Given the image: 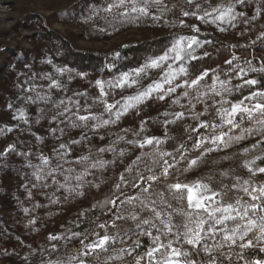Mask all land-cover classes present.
<instances>
[{
    "label": "trees",
    "instance_id": "16d2710c",
    "mask_svg": "<svg viewBox=\"0 0 264 264\" xmlns=\"http://www.w3.org/2000/svg\"><path fill=\"white\" fill-rule=\"evenodd\" d=\"M45 1L48 5H55L52 7L54 11H50L53 16L45 22V25H50L49 21L52 19L56 23L64 24L66 14L63 13L65 9L60 8V4L79 0ZM82 1L81 8L71 15L74 27L79 31L78 36L74 35L69 39L61 36L63 42L53 44L48 43L47 38L45 39L49 35L42 37L37 35L33 57H28L27 61L17 59L0 68V129H13L11 132L0 135V153L4 152L9 145L15 146V151L0 157V261L13 264H41L42 261L51 260L53 264L57 261L61 264H69L70 257L78 254V250L82 249L81 239L87 237L84 239L85 244L98 239L94 233H99L100 236L107 234L121 241L128 240L130 241L128 249L133 241L139 240L140 247L137 251L140 249L144 251L150 243L149 237L136 234L132 238L131 232L126 239H120L121 236L117 233L119 228H110L108 225L115 209L112 205L105 204L106 199L113 198L112 193L116 191L115 185L120 183L121 174L131 179L136 167L143 171V162L136 166L132 162L138 156L145 157V153L151 154L154 147L149 145L144 148L134 147L128 141L143 142L146 137H157L164 141L159 146H155L161 151L172 152L175 155V149L184 143L189 152H194L191 149L196 133H192L191 128L199 123L192 119L194 113H203L200 121L219 123L215 108L221 106L222 100L238 102L251 91H264V73L250 72L251 74L244 76V79H256L258 83L251 88L245 85L237 90L236 86L242 84L243 80L239 79L233 70L226 71L229 65L224 60L222 64L214 60L222 52H226V60L235 55L244 57L242 61H246L258 55L259 61L253 67H264V58L262 60L264 39H256L264 32V0H245L242 5L236 4V11L245 15L233 22L235 27L228 24L219 25L226 28V32H220L216 24H205L191 16L183 17L181 10H195L194 6L190 8L184 0H165L170 11L161 13L153 8L152 15L139 18H135L136 14L122 18L116 14L115 10L112 13L105 12L103 9L109 0H80V4ZM197 2L203 8H209L205 0H197ZM210 2L212 6H215L220 3L227 4L230 0H210ZM231 2L235 3V0ZM257 12H260V15L256 20L244 23L245 19L256 15ZM153 15L158 16L159 19L154 20ZM21 19L25 20L26 17L21 15ZM181 20L187 26H182ZM192 25L198 27L200 31H193ZM44 29H50V27L45 26ZM127 30L142 33V40L112 43L101 56L97 57H101L100 61L77 46L80 37L89 36L96 42H106L122 36V33ZM182 37L187 39L196 37L202 42L203 47L196 49V55L200 56L204 51L210 54L201 60L185 62L193 78L205 69L209 70V77L205 78L200 86L201 92L208 93L203 98L204 102L198 103L192 100V96L196 95L192 90H188L191 93L189 97H183L182 92L186 89L182 88H177L174 94L167 96L164 100L157 98L160 93H154L136 108L129 109L115 124H109L95 131L90 127H70L69 119L66 117L75 119L71 112L64 116L58 115L63 110V105L56 108L53 102L65 100L67 103L71 98L72 101H79L81 106H90V111L102 116L103 119H115L114 115L103 111L101 103H94L100 98V89L96 86V81L105 82L104 91L107 95L103 97V100L110 104L120 101L117 109L122 111L124 98L144 90L153 81L162 82V73L159 69H150L134 87L113 88L109 86V82L115 84L123 74L132 73L134 69L153 59H158ZM151 41L157 42V46L146 47ZM253 41L256 43L253 44ZM168 43H172L171 46H168ZM142 46L146 47L143 51L145 53L142 52ZM241 51L244 54H241ZM72 52L82 54L79 58L81 62L72 64L67 59ZM25 55L26 53L21 54L20 58H24ZM63 56L67 58L63 59ZM167 63L174 69L179 66V62L176 61L169 60ZM57 69L63 72H57ZM212 69H215V73L211 71ZM165 71H167L166 67ZM216 75L220 79H229L227 87L232 89L231 94L223 93L221 96H215L209 91ZM185 78L181 77L175 83H182ZM53 80L61 87H50ZM167 87L169 86L165 85V88ZM217 87H219L218 84ZM33 88L34 91L31 90ZM38 93L50 96L51 102L37 100ZM79 93L86 95L81 96L78 95ZM176 98L180 99V104L172 103ZM189 100H192L194 108L189 107ZM224 107L229 105L225 104ZM20 110L25 112L27 123L14 119L19 115ZM165 112L168 113L167 116L164 115ZM179 112H184L185 115L183 119L176 120L175 114ZM80 114L86 113L82 111ZM173 120L175 123H168ZM200 132L208 135L207 129H201ZM190 134L193 137L191 140ZM36 137H41V140H37ZM120 137L124 139L121 140ZM72 140L81 142L71 144ZM61 143L68 145L69 154L65 157L68 163L60 160L54 152L55 149H59ZM110 146L114 151H99L101 148ZM121 151L125 153L122 157L119 155ZM29 153L30 155L27 156L22 155ZM41 154L50 159L52 167H55L57 163L62 164L63 167L54 173V179L58 183H53V177H48L37 187H33V184L37 183L32 177L34 168L28 167V164L39 165ZM81 156H90L89 163L96 161L109 163L103 169L88 167L90 174L84 178L86 183L80 189L84 194L77 196L60 188L59 184H65V176L69 177L68 186H74L77 183L73 177L82 173L84 166L76 164L75 161ZM128 167H132L133 172H126L125 169ZM69 168L72 169L71 172L68 171ZM158 171L157 169V174ZM45 184L47 186H43ZM29 191L32 193L31 197L28 195ZM125 191L128 195H132L135 189L125 187ZM52 200L58 202L52 203ZM24 208H28L29 212L25 213ZM32 221L35 223H31ZM100 224H105L106 227L99 228ZM73 233H79L80 236L69 239ZM51 235H57L61 239L50 240ZM53 245L56 251L52 250ZM81 258L85 259L86 264H92L89 257ZM257 259L264 261V254L256 247L244 253V261L240 264L245 262L252 264ZM70 264H77V261L72 260ZM224 264L228 262L225 261Z\"/></svg>",
    "mask_w": 264,
    "mask_h": 264
},
{
    "label": "snow or ice",
    "instance_id": "6c2138e0",
    "mask_svg": "<svg viewBox=\"0 0 264 264\" xmlns=\"http://www.w3.org/2000/svg\"><path fill=\"white\" fill-rule=\"evenodd\" d=\"M184 2L190 8L194 6L195 10H181L183 17L191 16L205 24H216L220 32H226L227 29L219 27V25L228 24L235 27L236 25L233 22L238 17L242 18L245 15L242 12L238 13L235 6L236 4H244L245 0H235V3H232L230 0L227 4L220 3L215 6L211 5L210 0H205V3L209 4V8H203L197 0H184ZM153 8H156L161 13L171 10L168 8L165 0H109L103 10L108 13H112L115 10L116 14L122 18H128L132 14H136L135 18H139L152 15L151 9ZM259 15L260 12H257L256 15L245 19L244 23L256 20ZM153 19L156 20L159 17L153 15ZM180 23L182 26H187L183 20ZM191 27L195 32L200 31L195 25ZM256 39H264V32L258 35ZM252 43L255 44L256 41ZM202 47L203 44L198 38L192 37L187 39L182 37L175 41L168 52L161 55L158 59H153L149 63L134 69L132 73L123 74L115 84L109 82V86L113 88L134 87L140 83V80L147 75L150 69H159L162 73V82L153 81L144 90L124 98L122 111L117 109L120 101L110 104L103 100V97L107 95L104 91L105 82L97 80L96 86L100 89V98L98 101H94V103H101L103 111L114 115L115 119H103L102 116L92 113L90 106H81L79 101H72L71 98L68 99L67 103L65 100L53 102V106L60 108L63 105V110L58 113L60 116H64L69 112L72 113L75 119L66 117L69 119L70 127H90L95 131L109 124H115L129 109L136 108L154 93H160L157 98L164 100L167 96L174 94L177 88H182L186 89L182 92L183 97H189L191 93L188 90H192V92L196 93V95L192 96V100H196L198 103L204 102L203 98L208 93L201 92L200 86L205 78L209 77V70L205 69L193 78L188 67L185 65L186 61H197L210 55L207 51H204L200 56L196 55V49ZM233 47H238V45H233ZM238 59V57L233 55L232 59L226 60L225 63L232 66L233 61ZM169 60L179 62L178 68H172L167 63ZM246 63L249 65L247 71L239 67V65L233 68V71L243 80L242 84L236 86L237 90L243 88L245 85L251 88L258 83L256 79H244V76H247L248 72L264 73V67H252L251 61H247ZM165 67L167 71H165ZM211 71L215 73V69ZM57 72H63V70L57 69ZM181 77L186 78L183 79L182 83H175ZM47 78L51 79V77ZM229 82L220 80L219 76L216 75L209 91L215 96H221L223 93L231 94L232 89L227 87ZM217 84L219 87H217ZM165 85L169 87L165 88ZM50 87L60 88L61 85L53 80ZM31 90L34 91L35 89ZM78 95L84 96L86 94L79 93ZM36 99L45 103L51 102L50 96L40 95L39 93ZM192 100H189L190 108L195 107L192 104ZM245 101H248L250 106L249 104H245ZM253 101L255 103H252ZM172 103L180 104V99L176 98ZM220 104L219 108H215V113L220 123L200 121V116L203 113H194L192 115V119L199 121L195 127L191 128V132L196 133L191 151L199 153L194 157L189 155V150L184 143H181L175 149L174 155L172 152L161 151L158 147H155L164 143V141L157 137H146L143 142L128 141L134 147L139 148H144L146 145L154 146L151 154L145 153V157L138 156L132 162L134 166L143 162V171L139 167H136L135 174L132 175L131 179H127L124 174H121L120 183L115 185L116 191L112 193L113 198L106 199L105 201V204L112 205L113 209L119 204H134L133 211L129 213L128 217L117 215L116 219L137 221L135 227L140 229L138 236H147L151 239L152 246L145 250L143 255L137 253V249L140 247L139 240L133 241L130 249H121V253L132 257L133 264H142V262L143 264H224L225 261L231 264L233 254L238 260L244 261V251L246 249L264 245V182L254 185L250 180H243L241 183L240 178L236 177L234 184L226 185L221 182L219 188H214L212 186V177L209 176L207 181L198 179L193 182H183L177 179L174 183H163L164 178L170 175V170H174L176 163L179 161H183L186 164V167L183 168L184 172H193L208 163L207 157L211 153L228 149L257 133L262 138L252 143L251 148L244 147L242 154H247L250 150H255L264 144V91L251 92L250 95L245 96L236 103H231L225 99ZM225 104H228L229 107H224ZM73 108H75V111H73ZM82 111L86 114H80ZM164 115L167 116L168 113L165 112ZM184 115V112H179L175 114V118L176 120L183 119ZM14 119L23 120L25 123L28 122L23 110H20L19 115L14 117ZM90 121L92 122L91 124L89 123ZM242 122H247L248 124L254 122L255 125H259L260 127H242ZM168 123H175V120L168 121ZM225 128L227 130H224ZM201 129H207L208 135H201ZM218 129L220 131H217ZM237 129L241 130L242 134L230 135V133H233ZM12 130V128L0 129V135ZM141 130L143 131V123L141 124ZM36 138L37 140H41V137ZM84 138L86 139V137ZM119 139L123 140L124 137H120ZM189 139H193L191 134L189 135ZM80 142L79 140H72L70 143L79 144ZM13 151H15V146L9 145L5 148L4 152L0 153V157L7 156L9 152ZM99 151H114V149L110 146L109 148H101ZM54 152L60 160L68 163L65 159L69 154L68 145L61 143L59 149H55ZM22 155L27 156L30 153ZM119 155L122 157L125 153L121 151ZM177 156H179V161H177ZM39 159V165L33 166L31 163L28 164V167L34 168L32 177L37 183L33 184V187H37L38 184L44 182L48 177H53V183H58L54 179V173L62 169L63 165L57 163L55 167H52L50 159L43 154L40 155ZM223 159H228V157L225 156ZM89 161L90 156L79 157L75 163L84 166V171L73 177L77 183L74 186H68L69 177L65 176V184H59V187L64 188L70 194L74 193L77 196H82L84 193L80 189L86 183L84 178L90 174L87 170L88 167L103 169L109 163L108 161L89 163ZM257 161L264 163V156L257 155L244 165L251 174V177L264 176V166L257 164ZM213 163H217V161H213ZM157 169L159 170L158 174ZM68 171L71 172L72 169L69 168ZM125 171L131 173L133 172V168L128 167ZM221 175L227 176L228 172H222ZM125 187L135 189L138 195H128ZM237 193H243V196H238ZM28 195L31 197L32 193L29 191ZM245 196L248 197V200L244 199ZM57 202V200H52V203ZM23 211L28 213L29 209L24 208ZM143 213L150 214V218H145L142 215ZM31 223H35V221ZM142 225L147 227H142ZM112 226L115 227V222H113ZM98 227L103 229L106 225L100 224ZM152 230L155 231L153 232ZM252 233L254 235L252 238H249V235ZM94 234L97 235V240H93L87 244L84 243V239H87V237L80 240L82 249L78 250V254L70 257L69 264L72 260L77 261V264H86L85 259L81 257H89L98 252H106L108 245L116 239V237L107 234L103 236H100L99 233ZM79 236V233H73L69 239ZM218 236L220 237L219 240H217ZM49 239L58 240L61 237L51 235ZM209 241L217 242L211 244ZM181 244L187 246V249L177 246ZM237 248L239 251H234ZM225 249L228 251L225 252ZM52 250L56 251L55 245H53ZM259 251L264 252V246H261ZM201 253L205 255L206 259H198ZM119 258L121 257H107V259ZM41 264H53V262L51 260L42 261ZM55 264H61V262L57 261ZM252 264H264V261L257 259Z\"/></svg>",
    "mask_w": 264,
    "mask_h": 264
},
{
    "label": "rangeland",
    "instance_id": "374dc122",
    "mask_svg": "<svg viewBox=\"0 0 264 264\" xmlns=\"http://www.w3.org/2000/svg\"><path fill=\"white\" fill-rule=\"evenodd\" d=\"M83 4V1L80 4V0L73 3H66V4H60V8H64L65 10L63 13L66 14V17L64 19V24L56 23L53 19L50 20V25H45V22L49 18H51L52 13L50 11H54L52 7H55L54 4H47L45 0H0V68L4 67L6 64H10L11 62L16 61L17 59H24L28 60V57L31 58L35 55V49L33 47L35 46V37L37 35L46 36L45 39H48V43L53 44H60L62 41V37L64 38H73L74 35L78 36V30L74 27V22L71 19V15L73 13H77V10L80 9L81 5ZM58 5V4H57ZM57 7V6H56ZM25 16L26 19L20 20V17ZM45 26H49L50 29H44ZM41 29V31H40ZM44 29V30H43ZM49 31H52V33ZM60 35V36H59ZM44 38V37H43ZM89 36L86 37H80V39L77 41V46L84 49L87 53L92 54L95 56L97 61H100V58H97L101 56L103 51L109 48V46L112 43H125L126 41H138L139 39L142 40L143 34L137 33V31H125L122 33V36L113 39L111 41L106 42H96L92 40V38ZM91 40V41H89ZM151 40V39H150ZM172 43H168V46H171ZM153 45L156 47L157 42L149 43L146 47H153ZM146 47L142 46V52L146 50ZM64 50V49H62ZM264 51V50H263ZM65 52V50H64ZM79 52V51H78ZM74 53L72 52L69 58L63 56L62 58H67L69 61L72 62V64L78 63L81 53ZM26 53V57L20 58L21 54ZM145 53V52H143ZM241 54H244L243 51H241ZM264 54V53H263ZM238 60L233 61L232 66H228L226 69L227 72H232L233 68H236L237 65L239 67L244 68L246 71L249 67V65L246 63L247 61H251V66L253 67L257 61H259V56L254 55L250 60L242 61L244 57H238ZM264 57H262L263 60ZM217 60L218 62H221V64L226 61V52H222L219 56L214 58V60ZM232 59V58H230ZM228 59V60H230ZM81 62V61H80ZM5 63V64H4ZM50 66V65H49ZM225 66V65H224ZM224 68V67H223ZM223 68L221 70V73L223 71ZM48 70H53L52 68H48ZM248 74H251L248 72ZM240 79V77H239ZM222 81H228L229 79H220ZM232 82L233 80L230 79ZM229 84V83H228ZM227 84V85H228ZM253 92V91H251ZM250 92V94H251ZM247 94L246 96L250 95ZM241 100V99H240ZM236 103V101L232 102ZM252 103H255L253 101ZM245 104H249L248 101H245ZM250 106V104H249ZM220 123V121H219ZM242 127H251V128H259V125H255L254 122L252 124H248L247 122H242ZM224 130H227L226 128ZM217 131H220L218 129ZM235 135L242 134L241 130L237 129L234 130L233 133ZM201 135L207 136L206 133H202ZM259 133L256 135L249 137L248 139L241 141L238 144H234L232 147L228 149H223L218 152H213L207 157L208 163L205 165H202L199 169L193 171V172H184L183 168L186 167L185 162L179 161L176 163V168L174 170H170V175L168 177L164 178L163 183H174L176 180H180L183 182H193L198 179H203L207 181L208 177H212V186L214 188H219L221 186V182L226 185H231L236 182L235 178L239 177L241 183L243 180H250L254 185L258 184L260 182H264V176L258 175L256 177H251V174L247 171V169L244 167L245 163L252 160L255 156L261 155L264 156V144H262L260 147H257L255 150H250L247 154H242V149L244 147L251 148V144L254 143L257 139H261ZM198 152H189L190 156H196L198 155ZM227 156L228 159H223V157ZM213 161H217V163H213ZM257 164L260 166H264V163L261 161H257ZM228 172L227 176H222V172ZM132 195H138L136 190ZM238 196H243V193H237ZM131 196V195H130ZM227 199V198H226ZM245 200H248V197H244ZM134 204H119L115 210L114 215L111 222L108 224L110 228H119L117 231L118 235L121 236L120 239H126L128 235L132 232L131 237L133 238L140 232V229H137L135 227L137 221H132L131 219H123V220H117V215H123L124 217H128L129 213L133 211ZM145 218H150V214L143 213L142 214ZM113 222H115V227H113ZM142 227H147L143 226ZM135 231V233L133 232ZM153 232L155 230H152ZM254 233L249 235V238H252ZM220 237H217V240H219ZM130 241L128 240H118L117 238L114 240V242L111 245H108V250L106 252H98L97 254H94L93 256H89L91 259L92 264H133L132 257L126 256V254L121 253V249L128 248V243ZM217 241H209V243L214 244ZM151 240L148 245V247L145 249H149L151 247ZM178 247H183L187 249V246L181 244L177 245ZM264 245H258L257 248H260ZM137 251L138 254L143 255L145 252ZM246 249L244 253L247 252ZM120 251V253H119ZM225 252L228 250L225 249ZM234 251H239V249H235ZM215 254V253H214ZM264 254V252H263ZM125 255V256H124ZM117 257L120 256L119 259H107V257ZM124 256V257H123ZM198 259H206L205 255L201 253L200 257ZM123 261V263H122ZM241 261L237 259V257L233 254L231 264H240ZM0 264H13L12 262L9 263L8 261H0ZM143 264V262H142Z\"/></svg>",
    "mask_w": 264,
    "mask_h": 264
}]
</instances>
